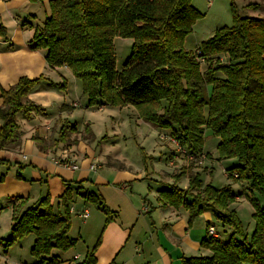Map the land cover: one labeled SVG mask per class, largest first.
Instances as JSON below:
<instances>
[{"label": "trees", "instance_id": "obj_1", "mask_svg": "<svg viewBox=\"0 0 264 264\" xmlns=\"http://www.w3.org/2000/svg\"><path fill=\"white\" fill-rule=\"evenodd\" d=\"M47 2L49 13L35 30L30 48L43 49L49 67H68L81 82L88 106L133 105L141 119L167 129L192 154L203 152L204 130L208 128L219 138L220 158L237 159L226 174L242 181L249 194L242 190L234 193L231 185H202L198 172L188 175L185 189L176 184L181 173L159 191L162 204L188 211L189 222L209 209L218 222L232 230L225 241L218 236L204 237L200 245L211 254L184 257L182 264H264V17L242 16L231 1L232 25L215 30L193 52L183 46L200 16L191 0ZM258 6L252 2L246 7ZM6 34L0 23V36ZM115 36L133 39L121 70L115 67ZM42 80L46 78L20 77L16 84L1 90L0 149L20 147L22 133L16 114L23 111L29 117L38 108L26 98ZM69 129L73 131L75 125ZM64 185L56 211L48 195L30 205L27 198H13L9 237L0 238L4 252L32 235L30 264H58L59 257L52 252L67 251L77 242L69 237L74 193L97 205L105 215L104 225L114 219V211L100 194L83 192L82 184L76 188L67 182ZM244 194L254 208L249 237L230 206ZM99 244L100 237L82 261L72 264H96Z\"/></svg>", "mask_w": 264, "mask_h": 264}, {"label": "crops", "instance_id": "obj_2", "mask_svg": "<svg viewBox=\"0 0 264 264\" xmlns=\"http://www.w3.org/2000/svg\"><path fill=\"white\" fill-rule=\"evenodd\" d=\"M249 3L252 2L242 0V6L249 11L259 13V9L262 10L260 3L257 9L246 7ZM48 13L47 0H0V23L7 29L6 36H0V105L3 101L1 90L16 84L20 77L46 78L29 91L34 94L32 102L38 108L30 112L26 127L22 128L17 116L19 112L16 114L22 133L20 147L12 151L0 149V161H7L0 162V177L3 178L0 180V200H8L4 208L11 210L15 197L27 198V205H30L48 195L56 211L66 182L74 188L85 182L90 187L96 184L104 186L103 189H127V198L118 197L113 205L108 202L114 211V219L106 225L105 216L100 210L90 208L81 197L76 198L74 195L71 216L76 215L82 222L75 231L69 230V237L76 239V244L67 251L52 252L59 257L58 264L82 261L99 237L96 264H182L184 257L207 256L203 255L205 249L200 242L209 236L208 225L214 224L209 209H204L189 222L185 208L162 204L159 191L174 182L168 172L156 178L154 170L131 171L126 165L116 169L110 163L107 170H102L103 166L98 164L99 161L96 162L95 151L85 142L89 138H84L76 130L75 124L73 131L69 129L72 123H69L65 113L77 107V102L67 101L66 96L61 102L47 99L49 94L55 93L47 89L52 85L49 74L60 67H49L45 51L31 49L30 40ZM50 110L54 111L51 113ZM62 126L68 127V135H62ZM164 148L161 158L166 161L169 154ZM18 173L22 179L17 177ZM176 184L182 189L188 186V182L185 186L179 182ZM115 185H120V188ZM146 188L149 191L147 193ZM110 192L114 193L112 190ZM150 196L156 198L155 203ZM79 206L82 209H78ZM85 209L88 216L82 219L79 213ZM20 241L0 255V264H9L8 261L10 264L31 263L23 259L24 244ZM33 241V236L26 241V250L30 251Z\"/></svg>", "mask_w": 264, "mask_h": 264}, {"label": "rangeland", "instance_id": "obj_3", "mask_svg": "<svg viewBox=\"0 0 264 264\" xmlns=\"http://www.w3.org/2000/svg\"><path fill=\"white\" fill-rule=\"evenodd\" d=\"M231 1L236 3L239 14L242 16H264L263 0H246L260 3V8H262V10L259 9V13L251 12L243 7L242 0H211L210 3H208V0H191L192 6L200 13V16L195 21L192 32L185 38L183 45L185 49L193 52L198 50L201 41L210 37L215 30L223 26L232 25ZM132 43L133 39L130 37H114L113 47L115 52V67L117 70L122 69L126 58L130 54ZM201 66L205 68L206 64L202 63ZM67 68L63 66L60 67L58 71L53 70L49 74V79L51 80H48L51 81L52 85L47 89L55 93L49 94L47 99H49V101L56 100L57 102L59 100L61 102L63 101V97L66 96L68 98L67 101L77 102V107L71 108L70 112L65 113V115L67 119H69V123L76 125V130L80 132L84 138H89L85 142L95 151V156L97 158L96 162L98 163L99 161L98 164L103 166L101 167L103 168L102 170H107L106 168L109 167L108 163L113 165L116 169L126 165L131 171L147 169L148 172H151L154 170L156 178L159 177V174L161 175L163 172H168L172 175L170 179L174 180L177 178L178 174L183 173L179 180H177L182 186H185L189 181L188 175L198 172L202 185L209 183L215 187L231 185L234 193L242 190V192L249 194V191L242 181H238L226 174L225 170L236 165L238 161L236 158H220L217 150L219 138L216 137L210 129L205 128L204 130L202 153L192 154L184 145L181 146L185 151H181L179 146L171 139L173 137L169 134L167 129L158 128L145 122L139 117L138 111L133 105L114 106L103 104L102 107L88 106L87 97L82 93L81 82L70 72L71 70L68 71ZM64 82L65 87L60 88V84ZM34 92L35 91H33V93ZM30 94L31 93L27 94L26 99L32 101L34 94ZM53 111L54 110H50L51 113ZM17 116L22 128L26 127L29 120L27 116L24 115V112L20 111ZM62 127H64L63 133L68 135V133H66L68 127ZM163 146L165 147L164 150H167L169 154L166 161L161 158ZM99 171H101V169ZM20 179H22V176ZM82 185L83 192L93 191L97 194L101 193L102 200L108 207V202L110 205H113L116 198H127L129 196V191L127 189L117 190L112 187L103 189L105 188L104 186H98L96 184H92V187H90V185L85 182H83ZM115 186L120 188V185ZM110 190L114 193L112 194ZM147 192L149 191L146 188V193ZM74 195L76 198L80 197L77 193H74ZM149 198L155 203L156 198L153 196ZM78 200L82 203V200ZM6 202L8 203L7 198L0 200V238L9 237L12 223V209L4 208ZM87 204L90 208L96 207L98 211L100 210L97 208V205L93 203ZM80 207L81 206H79L78 209H82ZM232 208L241 220L243 228L249 237L254 228V219L252 217L254 208L252 204L244 194L232 203ZM81 222L82 220L80 218L76 215H72L71 229L75 231ZM213 223L215 224L220 239L224 241L227 240L232 233L231 228L222 225L215 218ZM4 235L6 236L4 237ZM26 237L28 238L23 237L20 242L24 244L22 248L23 259L26 263H30L33 259L29 253V249L26 250L25 244L32 236L28 235ZM204 249V252L202 251L203 255L211 254L210 250ZM3 253L4 249L0 246V255H3ZM8 263L10 264L9 261Z\"/></svg>", "mask_w": 264, "mask_h": 264}, {"label": "built area", "instance_id": "obj_4", "mask_svg": "<svg viewBox=\"0 0 264 264\" xmlns=\"http://www.w3.org/2000/svg\"><path fill=\"white\" fill-rule=\"evenodd\" d=\"M210 2H211V0H208V3H210ZM171 139L179 146V149H181V151H183V150L185 151V149L181 146V144L176 139H173V138H171ZM71 167L76 168L75 165H71ZM70 211H72V207H70ZM79 216L82 219H86L88 216V211L86 209L83 210L81 213H79ZM207 230H208L209 236H214V237L218 236V232L216 231V228L213 224L209 225Z\"/></svg>", "mask_w": 264, "mask_h": 264}]
</instances>
